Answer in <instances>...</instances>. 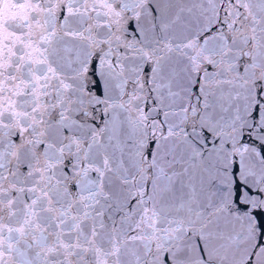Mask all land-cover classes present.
Instances as JSON below:
<instances>
[{"label": "snow or ice", "instance_id": "1", "mask_svg": "<svg viewBox=\"0 0 264 264\" xmlns=\"http://www.w3.org/2000/svg\"><path fill=\"white\" fill-rule=\"evenodd\" d=\"M0 264H264V0H0Z\"/></svg>", "mask_w": 264, "mask_h": 264}]
</instances>
